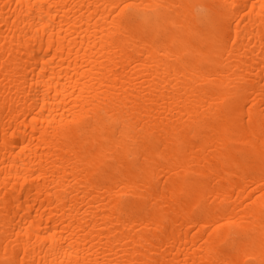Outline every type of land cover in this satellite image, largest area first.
Listing matches in <instances>:
<instances>
[{
  "label": "bare ground",
  "instance_id": "1",
  "mask_svg": "<svg viewBox=\"0 0 264 264\" xmlns=\"http://www.w3.org/2000/svg\"><path fill=\"white\" fill-rule=\"evenodd\" d=\"M0 264H264V0H0Z\"/></svg>",
  "mask_w": 264,
  "mask_h": 264
},
{
  "label": "snow or ice",
  "instance_id": "2",
  "mask_svg": "<svg viewBox=\"0 0 264 264\" xmlns=\"http://www.w3.org/2000/svg\"><path fill=\"white\" fill-rule=\"evenodd\" d=\"M205 15H207V13H205Z\"/></svg>",
  "mask_w": 264,
  "mask_h": 264
}]
</instances>
